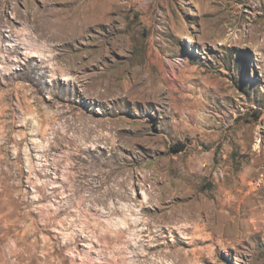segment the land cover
I'll list each match as a JSON object with an SVG mask.
<instances>
[{
	"label": "rangeland",
	"instance_id": "374dc122",
	"mask_svg": "<svg viewBox=\"0 0 264 264\" xmlns=\"http://www.w3.org/2000/svg\"><path fill=\"white\" fill-rule=\"evenodd\" d=\"M0 246L264 264V0H0Z\"/></svg>",
	"mask_w": 264,
	"mask_h": 264
},
{
	"label": "bare ground",
	"instance_id": "6f19581e",
	"mask_svg": "<svg viewBox=\"0 0 264 264\" xmlns=\"http://www.w3.org/2000/svg\"><path fill=\"white\" fill-rule=\"evenodd\" d=\"M32 55H38V53H33ZM64 79H71V77L70 76H65L64 77ZM175 215H177V214H175ZM175 215H173V216H171L172 218H174L175 217ZM137 221V220H136ZM123 222V221H122ZM124 225H127V222H124ZM145 227V226H144ZM128 229H130V227L128 228ZM145 228H143V229H140V231H136L135 233H134V239H135V244H138V243H140V242H142V240H143V232L144 231H146V230H144ZM151 229V227L150 226H148V228H147V230L149 231ZM206 229V225L204 224V225H201V224H199V223H196L194 226H193V232L195 233V235H196V237L193 239V241H194V243H199V242H201L202 240H204V239H201L199 236H200V232L201 231H204ZM123 231H126V229L124 228L123 229ZM122 230H121V232H123ZM203 233V232H202ZM153 234V233H152ZM151 233H150V238H151V240H150V242H153L154 240H153V238H154V236L155 235H152ZM198 234H199V236H198ZM207 240V239H206ZM205 240V241H206ZM75 243H77V240L76 241H74ZM155 245H159V244H153V245H150V246H147V248L150 250V249H152L153 247H155ZM4 247L5 246H0V248L2 249V252H3V250H4V252L6 253V254H8V252L4 249ZM142 252V254H144L145 256L147 255V254H145V251H146V249H142L141 250ZM9 252H11L12 254H14V250H11V251H9ZM5 253H2L3 255H5ZM140 255V254H139ZM1 257V256H0ZM84 263H86V262H88V261H83ZM4 264V263H3Z\"/></svg>",
	"mask_w": 264,
	"mask_h": 264
}]
</instances>
